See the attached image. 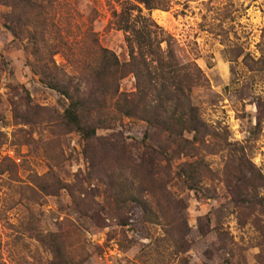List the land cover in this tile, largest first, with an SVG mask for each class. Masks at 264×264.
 Instances as JSON below:
<instances>
[{
	"label": "rangeland",
	"instance_id": "374dc122",
	"mask_svg": "<svg viewBox=\"0 0 264 264\" xmlns=\"http://www.w3.org/2000/svg\"><path fill=\"white\" fill-rule=\"evenodd\" d=\"M162 2L137 6L203 72L191 100L208 131L165 168L139 164L146 125L111 109L83 141L34 72L76 74L96 46L127 62L119 1L0 0V264H52L34 232L57 234L71 264H264V0ZM119 88L134 92L133 76Z\"/></svg>",
	"mask_w": 264,
	"mask_h": 264
},
{
	"label": "trees",
	"instance_id": "16d2710c",
	"mask_svg": "<svg viewBox=\"0 0 264 264\" xmlns=\"http://www.w3.org/2000/svg\"><path fill=\"white\" fill-rule=\"evenodd\" d=\"M118 1L119 10L112 11L111 24L125 35L127 62L121 63L112 52L96 46L94 59L80 62L76 74H59L55 66L50 67L48 63L35 66L34 72L65 99L64 122L83 141L93 139L98 130L109 129L106 115L111 109L120 118L136 119L146 125L138 158L140 165L148 167L160 160L165 163L164 168L171 167L172 157L193 154V145H202L208 135L198 108L191 100L192 88L202 86L206 80L194 60H180L172 38L150 17L142 15L137 6L147 12L165 9L162 0ZM128 75L134 78L135 90L126 94L120 91L119 82ZM82 113L87 114L86 120ZM150 131L164 136V141L149 144ZM145 175L144 179L151 178L149 172ZM144 185L146 183L141 182L140 188ZM128 196L152 221L147 203L134 198L130 191ZM32 237L50 247L54 256L52 264H71L57 234L42 236L34 232Z\"/></svg>",
	"mask_w": 264,
	"mask_h": 264
}]
</instances>
